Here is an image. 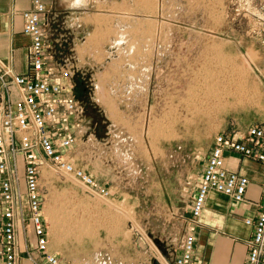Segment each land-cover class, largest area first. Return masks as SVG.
<instances>
[{"label":"rangeland","instance_id":"rangeland-1","mask_svg":"<svg viewBox=\"0 0 264 264\" xmlns=\"http://www.w3.org/2000/svg\"><path fill=\"white\" fill-rule=\"evenodd\" d=\"M49 12L48 50L84 109L76 166L111 191L46 166L51 248L130 257L139 241L142 264H160L179 252L214 138L264 127V0H50Z\"/></svg>","mask_w":264,"mask_h":264},{"label":"built area","instance_id":"built-area-1","mask_svg":"<svg viewBox=\"0 0 264 264\" xmlns=\"http://www.w3.org/2000/svg\"><path fill=\"white\" fill-rule=\"evenodd\" d=\"M23 17V32L31 38L28 72L17 74L11 65L0 60V264H20L18 235L27 226L35 237L25 250L27 258L35 264H65L50 247L41 184L44 168L50 167L99 199L107 201L111 191L76 166L73 152L84 109L75 94L71 66L56 60L48 50L47 0H33L32 8L24 11ZM228 152L264 166V127L249 125L214 138L204 158L179 252L170 258L160 257V264H193L199 218L211 192L235 202L245 201L249 179L226 167ZM245 224L251 228L245 241V264H264V187L257 214L246 218ZM94 264L115 263L110 255L97 252Z\"/></svg>","mask_w":264,"mask_h":264},{"label":"crops","instance_id":"crops-1","mask_svg":"<svg viewBox=\"0 0 264 264\" xmlns=\"http://www.w3.org/2000/svg\"><path fill=\"white\" fill-rule=\"evenodd\" d=\"M32 1L0 0V60L11 65L17 74H25L29 70L31 38L23 32V12L32 8ZM47 6L49 12L50 0H47ZM83 24L88 28L89 25L86 21L81 22L78 27H82ZM94 30L95 28L92 32ZM92 40L93 36L89 38L90 42ZM85 42L83 41L82 44ZM88 59L94 62L93 57L88 56ZM225 157L228 169L237 171L249 179L245 201L235 202L226 195L210 193L204 211L199 218L200 226L193 264L246 263L248 250L245 241L251 234V228L245 224V219L255 217L258 212V203L261 200L264 187V166L260 162L243 158L231 152L226 153ZM23 230L21 229L18 235L22 251L20 264H35L25 254L27 247L34 243L35 237L29 226ZM139 243V241L135 242L132 247L133 251L129 252L130 257L109 255L113 256L115 264H142L146 251L144 254L142 245ZM51 250L65 264L80 262H82L81 264H94V255L67 257L60 251L53 248Z\"/></svg>","mask_w":264,"mask_h":264},{"label":"bare ground","instance_id":"bare-ground-1","mask_svg":"<svg viewBox=\"0 0 264 264\" xmlns=\"http://www.w3.org/2000/svg\"><path fill=\"white\" fill-rule=\"evenodd\" d=\"M240 104H242V103H244V100H242V99H239V101H238ZM108 202V201H107ZM122 209V208H121ZM128 214V213H127Z\"/></svg>","mask_w":264,"mask_h":264},{"label":"clouds","instance_id":"clouds-1","mask_svg":"<svg viewBox=\"0 0 264 264\" xmlns=\"http://www.w3.org/2000/svg\"><path fill=\"white\" fill-rule=\"evenodd\" d=\"M74 7L80 6V3L78 2L77 4L73 5Z\"/></svg>","mask_w":264,"mask_h":264}]
</instances>
